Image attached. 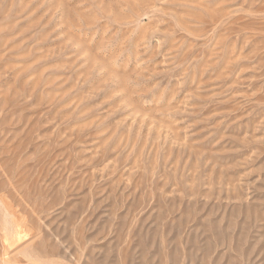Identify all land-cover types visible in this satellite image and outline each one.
Listing matches in <instances>:
<instances>
[{
    "label": "rangeland",
    "instance_id": "rangeland-1",
    "mask_svg": "<svg viewBox=\"0 0 264 264\" xmlns=\"http://www.w3.org/2000/svg\"><path fill=\"white\" fill-rule=\"evenodd\" d=\"M0 264H264V0H0Z\"/></svg>",
    "mask_w": 264,
    "mask_h": 264
}]
</instances>
